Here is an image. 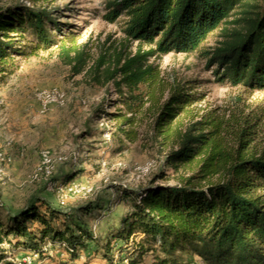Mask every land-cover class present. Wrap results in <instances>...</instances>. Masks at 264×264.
I'll return each instance as SVG.
<instances>
[{
	"label": "trees",
	"instance_id": "trees-1",
	"mask_svg": "<svg viewBox=\"0 0 264 264\" xmlns=\"http://www.w3.org/2000/svg\"><path fill=\"white\" fill-rule=\"evenodd\" d=\"M108 8L110 21L125 14V33L138 48L132 56L103 53L90 63L83 50L70 44L73 33L58 38L60 26L45 10L0 7V84L17 68L14 58L54 50L72 78L81 76L99 88L112 83L134 115L142 102L140 87L158 78L150 59L200 52L218 82L264 91V0H109ZM215 31L216 45L202 51ZM198 100L197 94L172 89L154 120L157 135L168 138L164 128ZM132 123L129 117L122 126ZM202 126L197 121L176 132L165 163L177 169L197 159L198 173L192 178L218 175L219 181L198 187L189 179L136 193L123 189L131 210L120 217L102 247L107 264H144L147 258L151 264H264V151L244 156L241 142L233 154L219 150L213 133ZM125 134L129 138L131 133ZM68 219L48 203L30 202L17 212H5L3 219L0 215V245L38 258L47 256L49 245L73 264L97 241L91 228ZM112 243L120 245L114 248ZM4 258L1 254L0 263Z\"/></svg>",
	"mask_w": 264,
	"mask_h": 264
},
{
	"label": "rangeland",
	"instance_id": "rangeland-1",
	"mask_svg": "<svg viewBox=\"0 0 264 264\" xmlns=\"http://www.w3.org/2000/svg\"><path fill=\"white\" fill-rule=\"evenodd\" d=\"M108 2L0 0V7L19 4L45 10L61 29L59 34L52 33L58 38L73 33L70 44L83 50L92 63L103 53L132 56L138 48V42L125 33L128 19L125 14L113 21L107 18ZM218 40L219 31H215L205 41L202 51L214 47ZM14 62L17 68L0 84V150L12 158L5 182H0V215L3 219L5 212H16L30 202L40 201L68 214L70 224L77 221L91 228L97 244L89 243L81 259L73 264H107L102 247L118 226L120 217L131 210V201L121 194L123 189L136 193L149 186H172L189 179L198 187L219 181L218 175L192 178L198 173L197 159L177 169L166 165V155L175 147V133L188 124L202 122L204 131L213 133L218 149L230 154L239 142L244 156L257 157L264 151V91L218 82L212 73L214 67H206L200 52L170 53L150 59L158 78L152 85L140 87L142 102L134 115L127 111L112 83L99 88L86 84L81 76L72 78L54 50L40 51L29 58H14ZM174 88L197 94L199 100L164 128V135H168L164 140L155 132L154 120ZM52 90L64 95V105H51L41 111L36 95ZM129 117L133 123L122 126ZM125 132L131 133L129 138ZM44 151L53 160L52 180L58 185L74 181L79 190L67 197L63 206L43 181L30 180ZM72 157H76V164ZM19 160L24 161V174L13 181L9 169ZM147 164L152 169L142 174L139 168ZM75 176L73 180L71 177ZM86 190L90 192L84 195ZM112 245L115 248L120 243ZM45 250L48 264H69L60 249L46 247ZM24 251L3 243L0 255L5 258L0 264H25L27 257L32 264H43L38 256ZM114 254L118 259L116 250ZM144 264H151L150 259Z\"/></svg>",
	"mask_w": 264,
	"mask_h": 264
},
{
	"label": "built area",
	"instance_id": "built-area-1",
	"mask_svg": "<svg viewBox=\"0 0 264 264\" xmlns=\"http://www.w3.org/2000/svg\"><path fill=\"white\" fill-rule=\"evenodd\" d=\"M36 100L39 103L41 111H46L51 105L55 106H63L64 105V95L56 90L52 91H41L36 95ZM61 160V158H58ZM74 164L77 163L76 157H72L71 160ZM12 162V158L6 155L4 152L0 150V182L4 183L5 178L7 177V167ZM53 160L48 151H44L41 153L40 162L34 171L31 173L30 180L32 182L43 181L49 191L55 192L58 203L60 206L65 205V201L67 197L70 195L76 194L79 192L77 189L76 182L70 181L63 185H58L55 181H53ZM142 174H147L151 169L152 165L147 164L143 167L139 168ZM90 190L84 191V195L89 193ZM47 247H50L49 245ZM35 257L36 254H33ZM25 264H32L29 261V257L25 259Z\"/></svg>",
	"mask_w": 264,
	"mask_h": 264
},
{
	"label": "crops",
	"instance_id": "crops-1",
	"mask_svg": "<svg viewBox=\"0 0 264 264\" xmlns=\"http://www.w3.org/2000/svg\"><path fill=\"white\" fill-rule=\"evenodd\" d=\"M24 161L19 160V161H15L12 163L11 168L9 169V174L11 175V177H13V181L19 179L24 173V165L23 163ZM68 172V171H67ZM70 172V171H69ZM70 177V175H69ZM73 180L77 178V176L75 177H71ZM18 182V181H17ZM10 196H13V193H10ZM17 212V211H16ZM25 254H27V251H24ZM81 259V257H80ZM49 260L45 257H41L39 258V263H43V264H48Z\"/></svg>",
	"mask_w": 264,
	"mask_h": 264
}]
</instances>
